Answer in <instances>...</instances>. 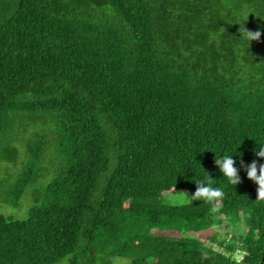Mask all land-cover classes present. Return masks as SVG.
<instances>
[{
	"label": "trees",
	"instance_id": "trees-1",
	"mask_svg": "<svg viewBox=\"0 0 264 264\" xmlns=\"http://www.w3.org/2000/svg\"><path fill=\"white\" fill-rule=\"evenodd\" d=\"M261 145L264 0H0L4 201L47 181L27 217L0 213V264H264V201L241 167L264 163ZM208 174L224 192L215 213L189 197ZM175 190L188 202L163 200ZM215 215L229 239L148 231Z\"/></svg>",
	"mask_w": 264,
	"mask_h": 264
},
{
	"label": "rangeland",
	"instance_id": "rangeland-1",
	"mask_svg": "<svg viewBox=\"0 0 264 264\" xmlns=\"http://www.w3.org/2000/svg\"><path fill=\"white\" fill-rule=\"evenodd\" d=\"M19 164V163H17ZM47 167H53L54 163H46ZM1 169V168H0ZM3 170V169H2ZM2 170L0 171V178L2 177ZM47 181L40 182L36 181L35 183L28 186L22 196L19 199L18 206H12L5 203L4 198L6 199L9 194V187L11 181L4 180L0 182V213L5 216H12L13 218H25L28 215V210L31 205L34 203V198L41 197L44 192V187ZM187 192L181 190L169 191L163 194V200L167 203L174 205H181L188 202ZM217 216H214V224L199 230L191 229L189 224L190 222L186 221L183 218H171L169 221L172 222V228H165L163 226H152L148 228V231L153 234H166L177 237H196L205 239L210 235H214L215 238L219 241L220 239H229L231 233H236V228L232 226H225L227 222H229L228 218H225L227 221H222L219 224L217 223ZM241 225V223H240ZM239 227V224L236 225ZM216 240L213 245L216 244ZM84 262L82 264H129L128 258H123L119 256H111V255H91L88 252L84 253ZM74 253L69 254L61 263L64 264L70 258H72ZM78 253L76 256H79ZM241 253L239 251H235L233 256L236 258H240Z\"/></svg>",
	"mask_w": 264,
	"mask_h": 264
},
{
	"label": "clouds",
	"instance_id": "clouds-1",
	"mask_svg": "<svg viewBox=\"0 0 264 264\" xmlns=\"http://www.w3.org/2000/svg\"><path fill=\"white\" fill-rule=\"evenodd\" d=\"M244 33L247 41L259 40L261 36L260 31H246L244 29ZM255 155L264 158V145H261L260 148L255 151ZM214 163L223 177L226 178L231 185L235 186L240 183L238 169L234 166L236 161L232 156L223 155L219 158L215 156ZM241 167L245 168L247 178L257 185L255 200L264 201V163L257 166L255 160L248 165H244L243 162H241ZM212 182L213 179L208 174L204 180L195 182L196 189L191 196L185 194L191 198V201H203L209 204L211 206V212L215 213L219 211L217 202L223 199L224 192L220 188L213 187Z\"/></svg>",
	"mask_w": 264,
	"mask_h": 264
}]
</instances>
